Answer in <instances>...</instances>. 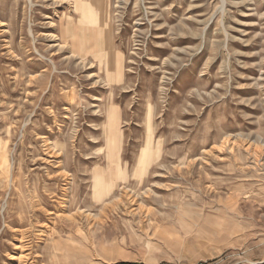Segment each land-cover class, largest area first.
<instances>
[{
  "label": "rangeland",
  "instance_id": "rangeland-1",
  "mask_svg": "<svg viewBox=\"0 0 264 264\" xmlns=\"http://www.w3.org/2000/svg\"><path fill=\"white\" fill-rule=\"evenodd\" d=\"M121 260L264 264V0H0V264Z\"/></svg>",
  "mask_w": 264,
  "mask_h": 264
},
{
  "label": "built area",
  "instance_id": "built-area-1",
  "mask_svg": "<svg viewBox=\"0 0 264 264\" xmlns=\"http://www.w3.org/2000/svg\"><path fill=\"white\" fill-rule=\"evenodd\" d=\"M111 264H174V263H170V262L146 263L143 261H136V260H121V261L113 262Z\"/></svg>",
  "mask_w": 264,
  "mask_h": 264
},
{
  "label": "bare ground",
  "instance_id": "bare-ground-1",
  "mask_svg": "<svg viewBox=\"0 0 264 264\" xmlns=\"http://www.w3.org/2000/svg\"><path fill=\"white\" fill-rule=\"evenodd\" d=\"M55 1V0H54ZM57 2V1H56ZM80 10H81V12H84L85 10H86V8H84L83 6H81V8H80ZM93 19V18H92ZM92 24H94L93 23V21H92ZM107 38V37H106ZM60 45V44H59ZM58 45V46H59ZM61 47V46H60ZM51 143V142H50ZM51 145V144H50ZM143 183V182H142ZM142 183H140V184H142ZM99 189V188H98ZM98 191V190H97ZM23 245V244H22ZM19 246H21V245H19ZM13 257V256H12Z\"/></svg>",
  "mask_w": 264,
  "mask_h": 264
}]
</instances>
